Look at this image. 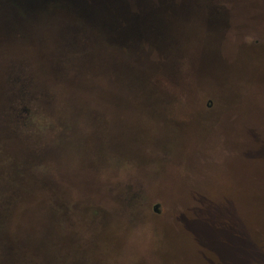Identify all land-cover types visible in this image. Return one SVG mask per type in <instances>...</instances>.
Returning a JSON list of instances; mask_svg holds the SVG:
<instances>
[{
	"label": "water",
	"instance_id": "water-1",
	"mask_svg": "<svg viewBox=\"0 0 264 264\" xmlns=\"http://www.w3.org/2000/svg\"><path fill=\"white\" fill-rule=\"evenodd\" d=\"M256 32L264 33V0H0V44L16 46L11 56L21 47L43 55L36 61L53 77L55 96L74 86L102 91L93 118L77 110L84 118L54 120L40 135L38 118L24 124L27 136L0 130V175L8 173L0 181L3 250L17 253L18 264H111L122 247L99 243L100 231L114 227L118 235L123 215L103 213L90 235L66 217L99 195L90 179L100 160L120 163L133 153L127 146L147 133L148 119L191 121L192 113L233 109L264 79L247 65L260 54L256 36L245 41ZM26 215L36 220L24 224Z\"/></svg>",
	"mask_w": 264,
	"mask_h": 264
},
{
	"label": "rangeland",
	"instance_id": "rangeland-1",
	"mask_svg": "<svg viewBox=\"0 0 264 264\" xmlns=\"http://www.w3.org/2000/svg\"><path fill=\"white\" fill-rule=\"evenodd\" d=\"M253 36L262 55L247 65L264 78V33L245 41ZM256 83L233 109L181 117L187 131L176 115L146 120L147 133L127 146L133 153L120 163L100 160L98 178L90 179L99 195L66 217L90 235L103 213L123 215L118 235L114 227L100 231L99 243L122 247L111 264H264V79ZM114 193L118 201L110 202ZM3 239L0 264H18Z\"/></svg>",
	"mask_w": 264,
	"mask_h": 264
},
{
	"label": "trees",
	"instance_id": "trees-1",
	"mask_svg": "<svg viewBox=\"0 0 264 264\" xmlns=\"http://www.w3.org/2000/svg\"><path fill=\"white\" fill-rule=\"evenodd\" d=\"M15 41H20L21 37L17 35ZM16 46L14 44H0V130L11 131V136L15 137V131L23 130L24 124L31 118H38V134L48 132L53 127V121H61L70 118H84L77 115V110L85 111L90 118L95 116L94 107L99 104L98 98L102 91L93 90L85 92L77 86L69 87L71 92H63L57 96L53 94L54 79L45 70H41L36 60H41L43 55L38 58L35 54L28 55V47L18 48L20 54L11 56ZM15 67V65H17ZM91 71L97 73L99 68L88 67ZM62 104L64 109H59ZM205 106L210 105V101L204 102ZM58 108V109H56ZM70 120V119H67ZM27 136V135H25ZM37 142V141H36ZM37 145L41 154L42 142L38 140ZM22 151L27 154L28 149L25 146ZM2 146L0 145V171ZM39 152V153H40ZM21 154V153H20ZM34 173V169H29ZM47 174V170L45 168ZM8 174V173H6ZM0 175V181H5L7 175ZM23 181L30 180L28 173L21 171ZM48 175V174H47ZM60 182V181H59ZM1 198V197H0ZM256 262V261H254Z\"/></svg>",
	"mask_w": 264,
	"mask_h": 264
}]
</instances>
